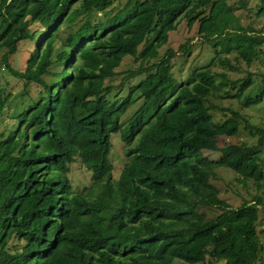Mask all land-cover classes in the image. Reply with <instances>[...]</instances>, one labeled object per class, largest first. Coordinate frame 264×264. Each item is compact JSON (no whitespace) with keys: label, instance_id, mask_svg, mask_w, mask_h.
I'll return each mask as SVG.
<instances>
[{"label":"trees","instance_id":"obj_1","mask_svg":"<svg viewBox=\"0 0 264 264\" xmlns=\"http://www.w3.org/2000/svg\"><path fill=\"white\" fill-rule=\"evenodd\" d=\"M114 1L0 0L1 62L25 86L40 87L0 139V264H171L175 258L195 264L207 256L263 264L261 197L231 207L211 178L226 167L264 190V128L227 108L230 114L216 121L207 103L228 80L212 65L233 68L220 55L235 52L250 65L264 35L241 26L227 0H125L111 13ZM255 14L264 18V0ZM181 17L200 18L198 33L216 56L178 84L175 50L151 60ZM23 40L35 48L20 71L8 57ZM125 56L138 65L122 71L119 84L107 83ZM245 80L236 97L251 83ZM262 95H246L244 106ZM3 96L1 90L0 111ZM242 121L256 144L218 146ZM117 132L126 160L114 179L109 155ZM76 158L90 171L83 192L68 177ZM213 206L220 210L213 216L203 210Z\"/></svg>","mask_w":264,"mask_h":264},{"label":"rangeland","instance_id":"obj_2","mask_svg":"<svg viewBox=\"0 0 264 264\" xmlns=\"http://www.w3.org/2000/svg\"><path fill=\"white\" fill-rule=\"evenodd\" d=\"M261 0H227V4L232 7L233 13L238 23L244 28H252L253 31L264 35V18L257 17L255 12ZM125 0H115L111 13L116 11L124 4ZM205 15H201L203 18ZM100 17V13L97 14ZM199 18V19H200ZM191 21L184 17L178 20L176 28L168 33L167 42L158 49V57L151 60L156 61L162 57L168 48L175 50V55L172 58V74L178 84L185 83L192 71L211 63L212 57L216 56L215 49L206 43L201 34L198 33V20ZM68 29L63 28L61 36H63ZM35 48L34 41L23 40L19 42L16 52L8 57L10 68L23 71L26 67L27 59L32 50ZM141 47H139L140 49ZM260 53L257 60L247 65L245 61L237 57L235 52L220 55L221 58H227L228 62L233 66L223 67L219 63L212 65L213 72H226L227 85L222 86L215 91V96L209 97L211 114L215 120H223L225 116L230 113L225 108L238 111L242 116L255 126L264 128V43L260 46ZM3 51L0 50V91H4V96L7 97L4 108L0 111V139L6 137L10 131L17 124V114L25 109L29 102L35 100L40 87L36 83H28L25 86V80L16 78L10 74L8 67H5L1 62V55ZM215 61V60H214ZM138 62H134L132 56H125L120 65L116 68L118 74L112 79L107 80V83L119 84L121 80V72L129 68H136ZM251 79V83L244 90L243 95L236 97V92L240 84L244 83L246 78ZM140 77H135L131 82H136ZM221 79L216 76L217 82ZM189 81V80H188ZM232 81H237L236 84H231ZM25 90L29 91V95L23 94ZM124 91V90H123ZM116 89H114L109 96L113 97ZM262 99L259 103L245 107L244 97L250 95L252 97L261 94ZM124 93L122 92L121 95ZM141 100L136 101L124 114L128 117L131 112L140 105ZM27 105V106H26ZM224 108V110H222ZM242 121L239 126V131L234 136H222L217 139L218 146H223L228 143H242L256 144L257 136H251L249 132L243 128ZM112 148L109 159L112 163L113 178L117 179L126 160L124 154V142L121 140L120 133L111 134ZM204 154L210 158H218L219 153L216 151H204ZM68 177L75 192H83L91 184L90 171L76 158L70 164V171ZM238 174L226 168L219 167L216 169V175L211 178V183L216 187L218 196L225 200L231 207H238L245 201H254L255 196L261 197L258 220V235L261 241H264V190H258L252 180L246 182L239 181ZM203 210L208 212V215L213 216L220 212L217 207H204ZM262 263L264 264V250L261 252ZM171 264H187L182 260L175 258ZM195 264H223L222 262L214 261L210 256H207L204 262Z\"/></svg>","mask_w":264,"mask_h":264}]
</instances>
